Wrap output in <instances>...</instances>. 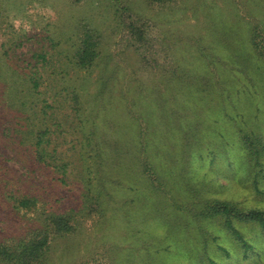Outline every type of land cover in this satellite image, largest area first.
<instances>
[{
    "label": "trees",
    "instance_id": "16d2710c",
    "mask_svg": "<svg viewBox=\"0 0 264 264\" xmlns=\"http://www.w3.org/2000/svg\"><path fill=\"white\" fill-rule=\"evenodd\" d=\"M116 1L120 2V0ZM150 1L166 3L171 0ZM226 1L229 11L237 12L235 19L240 17L252 23L250 47L255 54L250 56L256 59L263 58L264 14H259L258 6L253 0H225L224 5ZM224 5L219 6L217 2L215 5H210V9L205 13L206 18H203L201 24L186 26V29L177 30L178 33L168 30L165 32L168 34H162L164 40L160 53L163 54L160 56L159 53L158 57L154 56L156 50L151 47L155 45L154 42L146 39L148 35L154 33L153 30L157 25L149 21L137 25L138 19H131L133 15L128 13L131 12L129 8L117 5L121 16L126 15L130 19L129 24L124 28L127 33L129 31V36L117 42V46L111 51L105 47L109 45L105 44L103 32L91 27L90 22L79 19L74 31L75 49L71 53L61 48L59 41L50 39L52 51L42 45V50L34 52L30 58H25L26 53H21L14 60L8 56V52L5 54L6 57L0 58L1 94H4L2 87L9 84L13 86L16 94V98L8 104L0 101V212L4 211L6 216L13 217H17L16 214L22 211L33 213L27 225L15 228L14 232L10 231V226L2 227L7 219L0 216L2 218L0 264H54L50 259L59 247L64 249L59 254L66 258L65 264H194L190 260L175 258L178 253L186 254L185 247L179 250L174 244L175 235L180 234L181 231L175 232L176 234L167 229L154 232L155 228L143 232V228L139 227L136 231L131 229L132 231L129 232L128 227L133 225V217L131 215L123 217V222L126 224V228L123 229L121 216L104 213L109 208L107 206L103 210L102 198L114 200L113 196L117 193L112 188L127 184L121 181L118 173L109 165L113 159V152L109 147L112 142L118 143L119 140L113 135L114 130L122 126V119L125 116L130 123H124L123 127L131 128L133 124L139 125L137 133L131 131V137L132 140L137 141L139 157L143 162L140 174L150 176L156 184L159 183L158 187L161 191L167 195L170 193L169 188L172 185L170 179L167 178L169 180L165 184L156 180L157 173L148 154V149H159V147L151 137L154 132L149 124L153 121L147 119L143 110V98H148L147 88L150 87L147 82H152L151 86H153L152 89L148 88L150 95L158 89L160 90L157 92L160 94L162 90L166 91L164 87H168L172 80L176 79L172 78L175 74L176 87L192 86L202 95L209 86L217 85L221 81L226 68L229 78L238 81L239 73H243L244 81L256 84L253 73L243 69V65L239 64L238 60L235 63L222 60L219 57L221 56L219 49L205 39L206 34L211 33L212 30L214 35L217 33L220 35L218 32L220 26L213 28V25L207 22L210 20V14L212 16V12L218 7L222 8L221 16L224 12L227 15ZM126 9L128 12H125ZM213 18L217 20V17L213 16ZM130 28L136 31V36ZM222 38L224 39L225 35ZM216 52L219 55L217 57L214 55ZM133 54L139 58L136 59ZM22 56L24 63L20 64ZM133 57L138 64L141 63L143 69L150 66L151 71L155 73L154 76L146 77L141 74L132 64ZM187 59H194L198 64L209 62L207 68L212 71V75L194 76L193 67L186 64ZM216 59L219 65L217 61L215 63ZM69 66L74 68L75 73L81 72L82 75L75 78L71 75ZM97 68L100 69L96 74V80L92 83L94 86H87ZM170 72L174 73L170 74ZM76 82L79 83L76 85ZM111 82H122V89L118 93L126 114L118 110L110 112L105 95L113 91ZM197 82L201 84L197 85ZM85 94L86 99L82 100L81 96ZM250 94H253L251 90L248 91V95ZM174 96L179 100L175 101L178 104L167 99L159 102L164 108L167 107L168 113L173 115L172 119L176 121L174 128H170L167 133L173 134L174 129L180 125L188 126L190 128L187 129V134L183 135L185 140L182 143H195L202 136L197 134L200 128L195 130L196 128L193 127L195 125L191 118L193 109L187 99H181L180 93L176 91ZM86 103L90 105L89 111L84 109ZM101 109L106 111V114L101 116ZM186 111H189L188 114ZM259 112L258 108L251 115H246L244 112V119L258 118L263 115L262 111ZM185 115L186 122L183 120ZM194 119L200 122L203 118L195 116ZM155 123L154 126L158 128L159 123ZM250 126L253 125L247 127L244 123V127L240 128L241 137L247 142L251 140L247 128L255 130ZM250 132L256 133L257 137L244 148L260 149V154L263 155L264 126L260 125L257 131ZM232 145L234 147V144ZM182 148L185 149L184 144ZM8 149L13 153L8 152ZM188 154L181 157L187 163L191 153ZM176 161L174 159L171 163L175 164ZM214 162L212 161L211 165ZM15 164L19 165L18 169L15 168ZM248 171L249 175L254 172L255 186L258 189L260 181L264 179L263 166L261 165L258 170ZM115 179H120L121 182L114 181ZM172 180L179 185L186 184L192 199L186 202L189 203L187 205L184 203L170 205L167 215H171V219L181 217L182 210L188 208L194 223L205 219L208 220L206 222H217L233 235L239 250L253 249L252 234H249L250 231L244 226L241 227V224L252 227L255 222L264 233V206L241 209L236 200H226L216 192L212 193L214 189L208 191V187L205 190L197 183L191 184L190 187L185 181L184 174H178ZM45 183L47 185L43 186ZM129 184L126 187H129L130 191L123 192L124 203L119 206L120 208L129 206L128 203L132 208L136 206L135 195L139 188L128 186ZM165 185L167 189L165 188L164 191ZM50 189L61 192L59 197L49 201ZM259 194H262V191H259ZM247 197L246 193L243 198ZM176 199L174 198V201L182 202ZM42 200L48 202V207L41 204L39 206L41 210L37 209ZM69 203L71 204L68 209H64ZM96 212L99 214V224L97 222V225L94 224L89 228L87 217L94 216ZM116 225H120V229ZM200 229L205 255H200L199 264H226L227 262H222L231 256L232 247L221 244L219 235L210 231L208 227ZM112 232L119 236V240L111 238ZM213 242L216 244L213 248L217 250L216 252L224 254V260L208 254L210 243ZM69 251L72 253H66Z\"/></svg>",
    "mask_w": 264,
    "mask_h": 264
},
{
    "label": "rangeland",
    "instance_id": "374dc122",
    "mask_svg": "<svg viewBox=\"0 0 264 264\" xmlns=\"http://www.w3.org/2000/svg\"><path fill=\"white\" fill-rule=\"evenodd\" d=\"M224 1L171 0L163 3L150 0H120L118 3L116 0H0V58L6 57V52L14 60L21 53H26L25 58H30L34 52L42 50V45L49 51H52L50 39H54L56 42L59 41L61 48L71 53L75 49L74 42H76V35L74 31L79 19L85 20L87 23L90 22L91 24L89 25L91 27L102 31L104 41H106L105 44L109 45V47L106 45L105 47L111 51V49H115L117 42L129 36V31L127 33L124 28L125 25L129 24L130 19L126 15L121 16V11L117 10L118 6L129 8L131 12H128L127 9L125 12L133 15L131 19H138H136L137 25H143V21H149L157 25L153 30L154 33L146 37L150 42H154L155 45L151 47L156 50L154 56H157L162 52L161 46L164 40V35L162 34H168L165 33L168 30L178 33L177 30L186 29V26L201 24L203 18H206L205 13L210 9V5H215L216 2L219 6L224 5ZM253 2L258 6L257 10L259 14H264V0H253ZM220 10H222L221 7L215 9L212 12V16L210 14L209 22H207L209 25L212 24L213 28L220 26L218 31L220 35H217L218 33L214 35L212 30L211 33L206 34L205 39L219 49L221 56L216 52L214 54L216 57L219 56L222 60H226L227 63L230 61L235 63L238 60L239 64L243 65V69L253 73L257 85L247 80L244 81L245 77L243 73H239L240 80L238 79V81L229 78L226 68L221 81L217 85L212 84V86H209L202 95L198 94L192 86L176 87L174 80L177 77L173 74L174 72H170V74H173L172 78L176 79L172 80L168 87H164L166 91L162 90L160 94L157 92L160 90L158 89L150 95L149 89H152L153 86H151L152 82H147L150 87H148L149 89L147 88L148 98H143V110L146 112L147 119L153 121L149 124L150 129L154 132L151 137L155 139V143H158L159 147V149H148V154L151 156L154 170L157 173L156 180L162 181L165 184L170 179L172 184L169 188L170 193L167 195L161 191L158 187L159 183L156 184V181H153L150 176L140 174L143 162L139 157L137 141L136 139L132 140L131 137V131L137 133L139 125L133 124L131 128L123 127L124 123H130L129 119L125 116L122 119V126L118 130H114L113 135L119 140L118 143L112 142L109 147L113 152V159L109 162V165L110 168L118 173L121 181L127 184L130 183L128 186L139 188L135 195L136 206L132 208V205L128 203L127 205L129 206H125L126 208H120L121 204L124 203L123 197L125 196H123V192L130 191L129 187H126L127 184H122L123 186H114L115 188H112L117 193L113 196L114 200H109L107 197L102 198L104 201L102 208L105 210L108 206L109 210L104 211V213L107 212V215L121 216L123 229L126 228L123 217L131 215L133 217V225L128 227L129 232L132 231L131 229H135L136 231V228L139 227L143 228V232L148 229L155 230V228L154 232H160L162 229H167V231H172L173 233L181 231L180 234L175 233L174 244L179 250L185 247L186 254H182L183 252L178 253L175 256L176 259L190 260L194 264H199L198 258L200 255H205L203 253L204 241L200 234V228L208 227L210 231L216 232L219 235V242L221 244L227 245L230 248L232 247L231 256L222 263L264 264V233L255 222L252 227L241 224V227L244 226L246 230L250 231L249 234H252L251 238L254 241L253 249L241 251L238 249L233 235L229 234L217 222H206L208 220L205 219V221L201 220L198 223L195 220L196 222L194 223V218L189 215L190 209L188 208L184 211L181 209V217L171 219V215H167L170 205L175 206L177 203L187 205L189 203L186 202L190 198L192 199L186 184L184 186L179 185L176 181L172 180L178 174H184L185 181L190 187L191 184L197 183L205 190L208 187V191L214 189V191H211L212 193L216 192L221 198L226 200H236L241 209L264 206V179L260 181L261 184L257 189L254 181V172L249 175L248 171L258 170L261 165L264 168V154H260V149L244 148L245 145H248L249 142L254 141L257 137L256 133L250 131L255 132L260 125L264 126V57L256 59L254 56H250L255 54L250 47L252 23L240 17L235 19L237 12L233 10L229 11L227 1L224 5L227 15L224 12V15L221 16ZM213 16L217 17V20H214ZM130 31H132L131 28ZM132 32L136 36V31ZM223 35H225L224 39L222 38ZM3 45L4 47H2ZM135 54L132 56H135L136 59L139 58ZM162 54L160 53L159 55L161 56ZM23 57L20 60V64L24 63ZM136 59L132 58V64H134L141 74L146 75V77L154 76L155 73L151 71L150 66L147 69H143L141 63L138 64ZM216 61L217 59L215 63ZM186 64L193 67L194 76L212 75V71L207 68L209 62L198 64V61L194 59H187ZM99 69L97 68L94 71L93 77L89 79L90 81L87 86H94L92 83L96 80L95 77ZM69 70L75 78L82 75L81 72L75 73L72 66H69ZM170 74L167 73V75ZM8 76L10 77L11 75L9 74ZM78 83L76 82L75 84L77 85ZM200 84V82H197V85ZM110 86L113 91H109L105 95L106 102L111 110L110 112L118 110L120 113L126 114L125 108L122 107L120 94L118 93L122 89V82H111ZM144 88L146 89V87ZM2 89L4 90V94H1L0 91V101L8 104V102L16 98L12 85H4ZM171 89L173 90L170 91ZM250 90L253 93L252 95L250 94L251 96L248 95V91ZM176 91L178 94H181L182 100L187 99L193 109L191 110L195 112L191 113V118L195 124L193 127L196 128L195 130L199 127L200 133L198 132L197 134L202 136L195 143H182L185 140L183 135L187 134V129L190 128L188 126L184 127L180 125L174 129L173 134L169 135L167 133L170 128H174L176 121L172 119L173 115L168 113L167 107L164 108L159 102L162 99H167L172 103L178 104L176 102L179 100L174 96ZM168 93L170 94L168 95ZM81 99H86V94L81 96ZM221 100L223 102H220ZM88 103L85 104L84 109H88L89 111L90 105ZM257 108L260 109V112L262 111L263 115L258 118L246 117L249 120L244 119V112L246 115H251ZM188 112L186 111L187 114ZM104 114H106V111L101 109L100 115ZM195 116H200L203 119L199 122L194 119ZM186 119L185 115L183 120L186 122ZM100 121H102V118H100ZM155 122L159 123L158 128L155 127ZM244 123H246L247 127L252 124L253 126L250 127L255 129L251 130L247 128L251 139L248 142L241 137L240 133V128L244 127ZM113 141H116V139H113ZM115 143L117 144V149ZM183 144L185 149L182 148ZM232 144H234V147ZM10 150L8 149V152L13 153ZM188 153L191 154L187 163L181 157L189 155ZM174 159L177 160L175 164L171 163ZM212 161H215L213 165H211ZM15 168L18 169L19 165L15 164ZM120 179H115L114 181H120ZM46 185L47 183L43 184V186ZM165 188L167 189L166 185L163 190ZM49 191H51L49 201L52 198H58L61 193L53 189ZM259 191H262V194H259ZM246 193L248 197L244 199L243 196ZM174 198L182 200V202H176ZM47 203L42 200L37 209L41 210V207H39L41 204L48 207ZM70 204L65 206L64 209H68ZM5 214L4 211L0 212V216L7 219V222L2 227L10 226L9 229L12 232H14L15 228L18 229V227L26 226L33 216V213L26 211L16 214L17 217H13L12 215L6 216ZM93 215L92 217H87L89 228L93 227L94 224L97 225L98 222V212ZM116 226L119 229L121 227L120 225ZM110 236L113 240H119V236L114 235L113 232ZM213 247H216L214 242L210 243L207 251L208 254L215 255V258L224 260V254L216 252L217 250ZM58 249L53 254L50 262L65 264L66 258L62 254H59L64 249L62 247ZM73 251L75 252L76 250Z\"/></svg>",
    "mask_w": 264,
    "mask_h": 264
}]
</instances>
